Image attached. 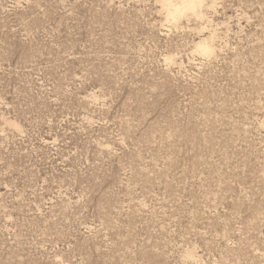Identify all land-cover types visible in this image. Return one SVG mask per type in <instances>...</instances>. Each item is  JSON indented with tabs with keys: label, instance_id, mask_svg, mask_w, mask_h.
Returning <instances> with one entry per match:
<instances>
[{
	"label": "rangeland",
	"instance_id": "rangeland-1",
	"mask_svg": "<svg viewBox=\"0 0 264 264\" xmlns=\"http://www.w3.org/2000/svg\"><path fill=\"white\" fill-rule=\"evenodd\" d=\"M164 9L0 0V264H264V0Z\"/></svg>",
	"mask_w": 264,
	"mask_h": 264
},
{
	"label": "bare ground",
	"instance_id": "bare-ground-1",
	"mask_svg": "<svg viewBox=\"0 0 264 264\" xmlns=\"http://www.w3.org/2000/svg\"><path fill=\"white\" fill-rule=\"evenodd\" d=\"M206 0H162L164 10L167 11V18L179 22L189 16L202 17V8L205 5ZM208 1V0H207ZM213 36V35H212ZM212 36L210 39L212 40ZM214 45H212L207 39L200 40L196 45V52L204 56H213Z\"/></svg>",
	"mask_w": 264,
	"mask_h": 264
}]
</instances>
